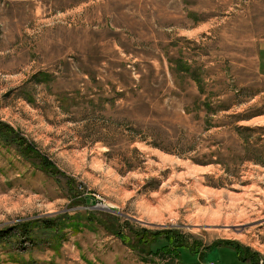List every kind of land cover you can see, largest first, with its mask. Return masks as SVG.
Here are the masks:
<instances>
[{
	"label": "rangeland",
	"instance_id": "1",
	"mask_svg": "<svg viewBox=\"0 0 264 264\" xmlns=\"http://www.w3.org/2000/svg\"><path fill=\"white\" fill-rule=\"evenodd\" d=\"M261 44L264 0H0V264H264Z\"/></svg>",
	"mask_w": 264,
	"mask_h": 264
},
{
	"label": "trees",
	"instance_id": "2",
	"mask_svg": "<svg viewBox=\"0 0 264 264\" xmlns=\"http://www.w3.org/2000/svg\"><path fill=\"white\" fill-rule=\"evenodd\" d=\"M43 167H45L46 171H50L51 169L46 162L44 163ZM47 168L49 169L47 170ZM91 219H93L92 216ZM93 221L97 222L96 219H94ZM100 222L107 231H109L111 234L119 238L123 243V245H125L131 251L135 252L141 259L145 261H150L152 263L156 262L153 261V259L147 260L146 258H143L142 255H147V256L155 255L158 257L168 256L170 260H172V258L174 259L177 258L178 263L176 262L174 264H199L196 261L194 262L193 260L190 259L191 258L190 254L199 256L202 254V252L193 247H189L188 244L184 241L183 237L179 236V233H174V232L168 233L167 231L151 232L148 231L147 229H142L137 232L136 231L132 232L135 236V239L132 242L130 239L126 240V234L123 227H117L118 225H115V223L114 222L112 223V221L109 222V224L104 223L103 221ZM144 233H147V235H144ZM159 240H163V244H161L156 248H153V245H157ZM185 251H188V253ZM237 255L239 258L238 251H237ZM240 260L245 262L247 259L241 257ZM253 262L258 264L257 261H253ZM166 264H173V263L167 261Z\"/></svg>",
	"mask_w": 264,
	"mask_h": 264
},
{
	"label": "crops",
	"instance_id": "3",
	"mask_svg": "<svg viewBox=\"0 0 264 264\" xmlns=\"http://www.w3.org/2000/svg\"><path fill=\"white\" fill-rule=\"evenodd\" d=\"M257 70H258V72L260 74L264 75V44H261V46L258 48V51H257ZM115 239H117V238L115 237ZM224 246L231 248V250L235 252L234 253L235 264H251V263H253V261L252 260H249V259H248V261H245V262L241 261L238 258L237 250L234 247H232V246H229V245H219L217 247L220 250H223ZM127 249L130 250L129 248H127ZM135 256H136V258H134V260L135 259L137 260V264H154V263H152L150 261H145V260L141 259L138 255H136V253H135ZM200 264H202V262H200Z\"/></svg>",
	"mask_w": 264,
	"mask_h": 264
},
{
	"label": "built area",
	"instance_id": "4",
	"mask_svg": "<svg viewBox=\"0 0 264 264\" xmlns=\"http://www.w3.org/2000/svg\"><path fill=\"white\" fill-rule=\"evenodd\" d=\"M205 264H218V263L216 261L211 260V261L206 262Z\"/></svg>",
	"mask_w": 264,
	"mask_h": 264
}]
</instances>
